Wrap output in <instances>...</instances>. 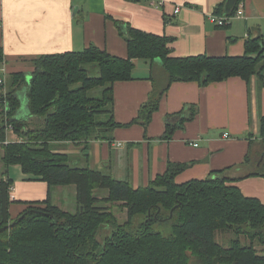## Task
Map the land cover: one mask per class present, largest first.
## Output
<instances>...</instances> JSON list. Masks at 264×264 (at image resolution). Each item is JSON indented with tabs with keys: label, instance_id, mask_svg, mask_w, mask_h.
Returning a JSON list of instances; mask_svg holds the SVG:
<instances>
[{
	"label": "trees",
	"instance_id": "obj_1",
	"mask_svg": "<svg viewBox=\"0 0 264 264\" xmlns=\"http://www.w3.org/2000/svg\"><path fill=\"white\" fill-rule=\"evenodd\" d=\"M242 1L227 0L213 14L232 16ZM117 27L127 45L126 58L92 45L80 52L42 55L31 61L28 82L26 74L16 72L9 74L6 93L1 92L5 84L0 86L4 165H19L30 180L49 188L73 186L76 201L73 212L59 209L48 198L29 202L9 222L10 183L0 182V264H264V251L255 249V242L264 246V204L244 197L226 170L177 184L175 177L189 165L169 164L147 186L133 188L127 180L79 167L59 152L60 144L71 143L81 146L87 157L91 140L111 141L119 126L113 118V84L132 79L133 60L153 66L159 62L162 70L159 77L151 75L152 91L132 122L146 127L173 82L206 87L239 77L248 87L257 77L264 90V43L248 39L240 57L173 58L168 47L172 39L123 24ZM3 58L0 47V63ZM87 65L96 66L97 74ZM97 89L98 95L89 94ZM197 111L195 105H186L166 115L164 139L193 121ZM8 125L20 141L6 142ZM257 138L264 144V115ZM262 153L259 169L245 177H264ZM117 205L126 212L122 225L115 223L111 210ZM165 222L171 229L167 236L154 230ZM110 227H115L111 235L101 241L99 236ZM220 231L235 236L227 247L215 240ZM241 236L249 243L243 244Z\"/></svg>",
	"mask_w": 264,
	"mask_h": 264
},
{
	"label": "crops",
	"instance_id": "obj_2",
	"mask_svg": "<svg viewBox=\"0 0 264 264\" xmlns=\"http://www.w3.org/2000/svg\"><path fill=\"white\" fill-rule=\"evenodd\" d=\"M225 1L0 0V47L4 56L0 69L5 78L16 72L30 74L31 61L39 56L80 52L91 45L124 59L127 45L118 24L172 39L168 47L173 58L240 57L248 39L260 38L264 43V0H243L237 8L243 15L219 27L210 23L208 16ZM133 65L131 80L113 84V118L119 126L112 132L111 141L91 140L87 157L81 146L71 143L60 144L59 152L75 158L82 168L103 171L100 167L105 165L107 174L127 180L133 188L147 186L169 164L189 165L175 177L177 184L203 180L213 172L226 170L228 177L237 179L233 185L244 197L264 204V177H245L249 169L260 166L257 161H253L254 168L253 163L244 162L249 155L252 161L259 119L264 115V90L255 80L251 79L248 87L239 77L206 87L196 82H173L151 121L143 127L132 122L152 91L151 75L159 77L162 70L159 62L153 66L133 60ZM186 105L197 107L194 120L164 139L165 116ZM7 133L12 135L11 142L20 141L13 132ZM2 157L0 144V182L10 183L9 222L29 202L48 198L64 210L56 199L68 195L75 198V189H69L72 186L49 188L43 181L30 180L19 165L5 166Z\"/></svg>",
	"mask_w": 264,
	"mask_h": 264
},
{
	"label": "rangeland",
	"instance_id": "obj_3",
	"mask_svg": "<svg viewBox=\"0 0 264 264\" xmlns=\"http://www.w3.org/2000/svg\"><path fill=\"white\" fill-rule=\"evenodd\" d=\"M86 68L90 71L91 74H97V69H96V66H93V65H87ZM7 78H5V93L7 92V90L9 89V84H10V79H9V76H6ZM26 77V81L28 82L29 80V74H26L25 75ZM252 79L255 80V83L257 85V87L259 89H262L260 88L259 84H258V79L257 77H253ZM262 87V86H261ZM98 91H100V89H97V90H94L92 92H90L89 94L91 96H96L98 95ZM10 137H12L11 133H7L6 135V138L9 140ZM10 141V140H9ZM264 150V144L261 143V140L260 139H256L255 141V148L253 149V152L251 154V158H252V161H249L252 164V168H254V162L255 161H258L259 157H260V154L262 153V151ZM81 159H83V157H81ZM73 162H75V158H72L71 159ZM261 160V159H260ZM254 161V162H253ZM73 164V163H70V165ZM100 169H102L105 174L108 173L109 170H107L105 168V165H102V167H100ZM254 169H249V172L253 171ZM261 172H264V168L260 169ZM247 171V173H249ZM74 187H69V189H73ZM70 191V190H69ZM104 193V191H99L98 193H100L101 195ZM56 203L62 204L63 208H65L64 210H67L69 212H73L76 208V201H75V198L73 197V195H68L66 196L65 198L62 197V198H57L56 199ZM111 210L113 211L114 213V219H115V223H117L118 225H122L124 223V221L126 220V212H125V209H123L120 205L117 207H113L111 208ZM113 227V225H112ZM112 227H110V229H108L107 231H104L102 233V236H99V239H101V241L104 239L105 236H110V232L115 228L112 229ZM154 230H157L159 232H161L163 235L167 236L170 234V225L169 224H166L165 223H160V224H157L156 226H154ZM235 236L233 235V233L231 231H220V232H217L216 235H215V240L217 241L218 244L222 245L223 247H227L230 240L233 239ZM241 241L243 244H248V240L244 239V237H240ZM255 249L256 251H258L259 253L263 252L264 251V246L258 244L255 242ZM192 261V259H191ZM190 264H192V262H190Z\"/></svg>",
	"mask_w": 264,
	"mask_h": 264
},
{
	"label": "built area",
	"instance_id": "obj_4",
	"mask_svg": "<svg viewBox=\"0 0 264 264\" xmlns=\"http://www.w3.org/2000/svg\"><path fill=\"white\" fill-rule=\"evenodd\" d=\"M175 12L177 13L178 9H176ZM242 15H243V12L240 10H237L233 16L219 17V16H215L212 14V15L208 16V20L210 23H212L216 26L222 27V26H225L226 24H228L229 21L232 20L233 18H237V17H240ZM4 84H5V76L2 74V70L0 69V86L4 85ZM3 93H5V92H3ZM8 131L12 132V129L9 125L7 126V132ZM223 137L226 138L227 134H224ZM6 142H8V141H6ZM193 146H197V145H193Z\"/></svg>",
	"mask_w": 264,
	"mask_h": 264
},
{
	"label": "water",
	"instance_id": "obj_5",
	"mask_svg": "<svg viewBox=\"0 0 264 264\" xmlns=\"http://www.w3.org/2000/svg\"><path fill=\"white\" fill-rule=\"evenodd\" d=\"M263 156H264V153H262L261 157H263Z\"/></svg>",
	"mask_w": 264,
	"mask_h": 264
}]
</instances>
